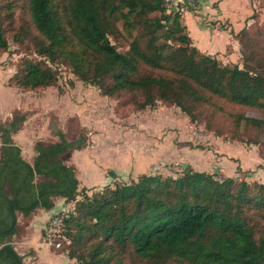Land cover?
Here are the masks:
<instances>
[{"label": "trees", "instance_id": "1", "mask_svg": "<svg viewBox=\"0 0 264 264\" xmlns=\"http://www.w3.org/2000/svg\"><path fill=\"white\" fill-rule=\"evenodd\" d=\"M61 1L27 0L37 57L23 58L9 77L20 87L56 82V68L45 57L67 59L79 78L103 94L127 95L138 109L164 100L194 120L193 107L212 103L214 95L264 108V23L236 33L239 66L195 45L181 13L167 11L164 0ZM117 18L132 35L124 52L108 36ZM2 24L0 14V51L8 44ZM229 114L236 125L264 127V118ZM18 123L14 118L0 124V264H21L10 239L17 231L16 211L50 208L55 196L74 201L63 217L70 242L58 248L79 264H123L127 255V264H264V181L218 178L187 166L176 175L141 173L88 193L78 190L75 167L61 157L83 142L64 134L55 142L38 141L29 162L11 137Z\"/></svg>", "mask_w": 264, "mask_h": 264}, {"label": "rangeland", "instance_id": "2", "mask_svg": "<svg viewBox=\"0 0 264 264\" xmlns=\"http://www.w3.org/2000/svg\"><path fill=\"white\" fill-rule=\"evenodd\" d=\"M9 1L12 9L7 4ZM57 1L58 5L62 2ZM218 1L195 0L196 4L186 12L198 15L199 21L206 25L218 26L220 21L221 26L230 28L231 22L214 20L208 13L199 11L207 6L217 7ZM233 4H237V0ZM256 4L258 10L253 8L256 20L250 27L264 23L259 22L264 17L261 8L264 0H258ZM26 5L27 0H0L3 33L8 41L5 50L0 51V70L5 69L9 74L5 86L2 85L7 90L0 87V97L9 98L7 91H16L17 88L21 96L25 95L23 100L28 99L26 95L30 94L33 98L37 95L43 97L44 105L40 104V111L28 123L29 126H36L37 118H41L40 112L44 113V128L38 122V128H42L44 135L43 142L47 144L55 137L58 138L59 134H64L68 140L78 139L83 142L80 148L74 147L62 154V159L71 162L75 167L82 185L80 189L87 188L90 193L104 184L130 182L141 173L176 175L187 166L214 172L218 178L231 176L236 180L245 179L249 182L264 181V127L245 126L244 123L236 125L229 114L230 111L239 110L246 115L264 118V108L240 105L214 95L212 103H201L193 107L194 120L179 105L164 100L138 109L127 100V95L103 94L95 84L79 78L67 59L50 62L45 57L42 58L46 63L56 68V82L30 90L20 87L9 77L14 75L23 58L37 57L32 40L36 31L30 23ZM156 14L158 12L152 13ZM184 20L189 24V14H184ZM115 23L113 33L108 36L119 51H127L132 35L122 26L121 20L117 18ZM169 26L170 22H167L166 27ZM228 51L230 52L229 49ZM228 53L223 54L227 56ZM225 59L227 58H219L221 62L227 61ZM235 59L233 57L232 61L226 63L234 64ZM14 115L24 118V114L17 111ZM241 148L254 151V154L249 152L242 157L239 153ZM232 154L241 155V159ZM223 155L226 156L224 169L217 162ZM256 156L260 160L258 163L253 161ZM230 160L238 161L236 170L227 166L230 162L234 168V163ZM249 161L251 165L243 168L242 162ZM73 205L72 200L67 208L70 209ZM60 228L65 238L63 241L68 240L69 243L70 238L64 233L65 224ZM129 258L130 255H127L122 259L123 264H127ZM135 264L152 263L136 259ZM166 264L187 263L173 261Z\"/></svg>", "mask_w": 264, "mask_h": 264}, {"label": "crops", "instance_id": "3", "mask_svg": "<svg viewBox=\"0 0 264 264\" xmlns=\"http://www.w3.org/2000/svg\"><path fill=\"white\" fill-rule=\"evenodd\" d=\"M235 1L236 0H219L217 7L212 8V6H207L202 8L203 10L199 9L200 12L208 13L209 16L215 18L214 20L221 19L222 22H231L229 25L230 28H224L221 26L220 21H218V26L206 25L199 21L197 18L198 15H190L189 12L182 13L181 18L187 26L188 34L190 35L193 43L201 50L215 55L218 59L220 57H226L227 59L225 60L227 61H232V58L234 57L236 58L234 63L238 62L239 66H241L240 42L236 37V33L242 27L250 26V24L256 20L253 16V8L258 10L256 4L258 0H237V4H233ZM243 5L244 8L242 9ZM261 8H263L262 13L264 15V6ZM186 13L189 14V24L184 20V14ZM262 21H264V17L261 18L259 22ZM231 29H233V32ZM227 48L230 50V52ZM225 52H229L227 56L223 54ZM227 61L223 62L226 63ZM0 72V87L3 88L2 85L5 86L6 79L9 74L5 69L0 70ZM6 88L7 87H4L3 90H7ZM17 90H8L7 94H10L9 98H7V96L5 99L0 97V124H6L14 118L19 119V122L21 121V124H19L20 126L18 125L16 130L11 132V137L15 143L20 146L21 155L29 162H32L34 156L37 153L35 144L38 141H44V135L42 133V128H44L42 119L44 117V113L40 112L39 117L41 118H37L38 120L36 126H32L31 124L29 126L28 123L36 116V113L40 111V104L44 105L43 97L37 95L35 98H33V95L30 94L26 95L29 97L28 99L25 98L23 100L25 95L21 96ZM37 104L38 107H35ZM16 111L20 114H24V118L21 119L22 117L19 118L18 116L14 115ZM38 122L40 124L42 123V128H38ZM36 132H39V134H36ZM57 140H59V137H55L50 142H55ZM249 152L254 154V151H247L246 149L243 150L242 148L241 151H239V153L243 155L242 157H244ZM232 155L239 158L241 156L236 154ZM223 156L224 157L217 159L219 160L217 162L222 169L225 168L226 164V156ZM63 161L66 164H72L69 161ZM230 161L234 163V168L230 162L227 166L236 170L238 161ZM253 161L254 163H258L260 160L256 156L254 157ZM249 162H242L244 165L243 168L251 165V162ZM36 178H38V176H36ZM80 186L82 185L79 181L78 190H80ZM83 186L88 187L90 185ZM85 190L88 192L87 188H85ZM71 201H65V198L62 196H55L53 197V204L50 208L36 207L28 215H23L21 211H16L17 231L11 235L10 239L15 250L22 256V264H79V262L74 258H70L68 256L67 251L52 247L46 241H44L43 238L44 226L50 216L58 210H61L63 207L70 205ZM49 247H51L53 251H49Z\"/></svg>", "mask_w": 264, "mask_h": 264}, {"label": "built area", "instance_id": "4", "mask_svg": "<svg viewBox=\"0 0 264 264\" xmlns=\"http://www.w3.org/2000/svg\"><path fill=\"white\" fill-rule=\"evenodd\" d=\"M195 4V0H164V5L167 11H178L180 13L188 11L193 8ZM63 208L50 216L43 230L44 241L55 248L60 247L62 241L65 240L61 234L60 226L64 224L63 217L67 215L69 208L66 207L67 209L65 210Z\"/></svg>", "mask_w": 264, "mask_h": 264}, {"label": "water", "instance_id": "5", "mask_svg": "<svg viewBox=\"0 0 264 264\" xmlns=\"http://www.w3.org/2000/svg\"><path fill=\"white\" fill-rule=\"evenodd\" d=\"M2 245L0 244V247H1ZM21 264H22V262H21Z\"/></svg>", "mask_w": 264, "mask_h": 264}]
</instances>
